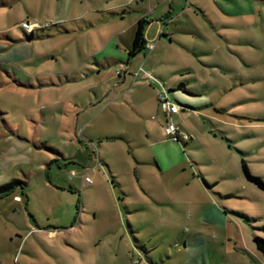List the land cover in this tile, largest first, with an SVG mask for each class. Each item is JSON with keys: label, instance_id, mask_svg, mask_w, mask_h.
I'll list each match as a JSON object with an SVG mask.
<instances>
[{"label": "rangeland", "instance_id": "1", "mask_svg": "<svg viewBox=\"0 0 264 264\" xmlns=\"http://www.w3.org/2000/svg\"><path fill=\"white\" fill-rule=\"evenodd\" d=\"M162 1L172 4L0 10V187L22 183L0 198V264H264V0H176L170 18L187 34L155 52L152 40L137 59L134 26L145 10L147 23L169 12H150ZM26 6L44 37L8 49ZM151 64L200 93L171 88L169 101L194 111L172 118L180 142L165 133L186 144L185 160L159 168L145 164L146 126L165 132L167 119L135 109L162 92ZM199 174L219 184L206 191Z\"/></svg>", "mask_w": 264, "mask_h": 264}, {"label": "crops", "instance_id": "2", "mask_svg": "<svg viewBox=\"0 0 264 264\" xmlns=\"http://www.w3.org/2000/svg\"><path fill=\"white\" fill-rule=\"evenodd\" d=\"M19 1V0H18ZM18 1L16 0H1L0 1V10L1 9H5L7 7L13 8L11 5L12 4H16ZM137 1V0H136ZM139 1V0H138ZM144 0H141V2H143ZM171 2H157L156 4L151 3L150 4V12H153L155 10H157L158 7L160 6H167L166 9L164 10H169V12L160 15L158 18L159 20H156L155 22H151V23H147L146 21H148V16L146 10L144 11V16L139 18V20L136 22L135 26H134V34L132 35V39H133V44H132V49L134 50L133 53L135 54V58H139L140 56H142V53L144 55L145 50L147 49L146 44L152 40H158L157 42V47L154 50V52L160 47L161 45H164V42H167L166 40L169 41V43H173L175 42L177 36L179 37L180 35H185L187 34L188 30H185L183 28H179V25H175L174 23L176 22V20L173 22L170 18L172 13H174L173 11L176 10V6L179 5V2L176 0H171ZM33 9L29 8V7H24L22 9H19L18 13H22L23 18L21 19V22L18 25H14L13 27H11L10 31L16 30V27L20 28L24 35L19 36L18 34H12L11 36H5V38L7 39V41L9 42V47L8 49L14 48V47H19V45H21L20 47L22 48V46L24 45H30L33 41L36 40H40L43 39L44 36H42L38 30H34L33 32H28L26 30H24L21 27V24L23 23H31L29 20L30 18H34V14H33ZM142 12V11H141ZM147 12V13H146ZM172 12V13H171ZM128 13L127 11H123L122 14L120 15H124ZM31 16V17H30ZM157 18V19H158ZM163 19V20H162ZM166 20L168 23L166 24L165 21ZM165 23L164 27H161V24ZM154 25H156L157 27H154ZM175 25V26H174ZM162 29V30H161ZM150 61L149 60L147 61ZM152 70L155 74H157L159 77H157L155 75V78L158 79L162 84L165 89H166V84H168V96L169 98H171V96L175 97V92L176 91H172L171 88L175 87L178 88V90H181L182 92H184L185 94H188L190 96H199L200 93L198 91H196L195 89H191L188 86L189 81H184L183 78V73L180 77V79L175 78L174 73L169 75L166 73H157L156 72V66L154 64H151ZM162 81H161V80ZM171 84V85H170ZM183 84V87H180V85ZM142 84L139 87H141L140 89H144ZM149 88V87H148ZM170 88V89H169ZM151 95L149 96V98L145 97L143 98L142 96L137 98L138 99V105L135 106V109L138 111V114L141 117H149L148 114H145L144 112H150V114L156 113V116L159 114L160 112V108H159V103L158 101L155 99L156 96L153 93V90L150 89L149 90ZM171 91V92H170ZM181 108H185L187 109L188 112L194 111V109L190 106H183V105H178ZM230 110V109H229ZM178 115V114H177ZM153 116V115H152ZM151 116V117H152ZM166 117V116H165ZM158 118V116H157ZM167 119V118H166ZM146 130H147V139L145 141V145L149 148H153L154 151V157L151 160V162H146L145 164H154L156 167H160L159 166V160L162 161L163 163L169 162V163H173L172 165H175L176 162H179L181 160H185V159H181V156L184 155V153L182 152L185 145H180V144H175L173 142H170L166 136H165V132H164V126L163 124L158 125L156 123H151V125L146 126ZM129 141L132 142L133 138L130 136L129 137ZM171 143V147L168 148L167 144ZM242 157H246L247 153H241ZM166 158H169L168 161H166ZM140 164V162H139ZM143 164V163H141ZM205 164V163H204ZM198 165V164H197ZM203 165V164H200ZM199 178L202 181V188L205 189L206 191H211L213 190L219 183L218 180L216 181V179L213 181V183H209V181H207L205 179L204 174H199ZM224 178V177H222ZM228 178V176H227ZM90 184V183H89ZM208 185V186H206ZM230 194L229 198H233L235 196V194H238V190H235L234 188L230 189ZM17 198V197H16ZM219 208L215 207V213H213V218H215L216 213H219L222 215V213L220 212V210H218ZM208 217H210V214L208 215ZM212 217V216H211ZM211 220V219H210ZM247 221H250L252 219L247 218Z\"/></svg>", "mask_w": 264, "mask_h": 264}, {"label": "built area", "instance_id": "3", "mask_svg": "<svg viewBox=\"0 0 264 264\" xmlns=\"http://www.w3.org/2000/svg\"><path fill=\"white\" fill-rule=\"evenodd\" d=\"M21 27L28 32H33L34 30L40 28L39 25L32 26L29 23H23ZM158 102H159V108L167 118L168 125L165 128L166 136L169 139H173L176 142H180V135H179L180 133L178 132L177 127L172 122L173 116L179 113L180 107L169 101L168 91L164 87H162V92L158 97ZM86 182L91 184L92 180L86 177ZM16 200L18 201L19 198H16Z\"/></svg>", "mask_w": 264, "mask_h": 264}, {"label": "trees", "instance_id": "4", "mask_svg": "<svg viewBox=\"0 0 264 264\" xmlns=\"http://www.w3.org/2000/svg\"><path fill=\"white\" fill-rule=\"evenodd\" d=\"M184 85L181 84L180 87H183ZM171 92V91H170ZM159 103V102H158ZM255 182H258L260 183V180L258 178H255V177H251ZM19 185H22V183L20 181H13V182H10L4 186H1L0 187V198L5 196V195H8L10 192L14 191V188L16 186H19ZM208 186V185H206ZM263 188H264V184H262ZM18 198V197H17Z\"/></svg>", "mask_w": 264, "mask_h": 264}]
</instances>
